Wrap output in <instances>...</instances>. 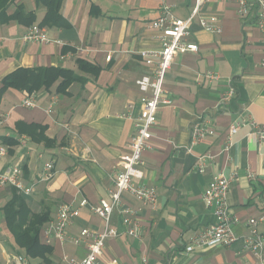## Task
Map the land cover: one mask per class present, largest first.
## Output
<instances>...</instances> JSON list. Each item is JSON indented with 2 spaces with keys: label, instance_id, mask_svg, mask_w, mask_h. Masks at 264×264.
Masks as SVG:
<instances>
[{
  "label": "crops",
  "instance_id": "1",
  "mask_svg": "<svg viewBox=\"0 0 264 264\" xmlns=\"http://www.w3.org/2000/svg\"><path fill=\"white\" fill-rule=\"evenodd\" d=\"M162 2L182 19L193 5L192 0H62L60 20L42 27L50 40L42 44L20 41L29 25L0 23V87L2 79L19 68H59L75 77L62 91L57 89L63 82L59 77L48 88L31 92L33 108L22 106L31 94L23 90L6 89L0 98V146L6 150L0 168L18 166L25 183L34 185L29 196L17 194L33 214L47 216L39 232L41 244L43 230L60 205L76 208L82 198L95 203L107 196L143 114V94L136 81L152 78L153 69L138 52L159 47L158 32L150 23ZM18 4L33 15L32 25L41 23L46 9L35 0H15L7 14ZM199 14L215 17L220 31L208 32L193 19L189 31L197 51L178 54L166 71L162 89L171 104L156 112L149 148L142 153L143 177L138 183L155 188L156 207L152 210L125 194V204L140 208L139 235H127L114 213L110 226L118 236L104 241L98 264H254L245 249L244 222L264 208V145L243 125L230 136V149L221 150L232 124L249 119L264 125V34L252 18L239 19L234 3L208 0ZM199 116L211 119L215 133L187 152ZM29 125L43 130L35 132ZM3 138L14 144L3 143ZM200 155L210 157L202 173L194 167ZM49 163L54 176L41 181ZM218 173L233 177L226 200L240 220L233 228L237 239L229 247L187 253L184 248L191 238L215 222L213 209H207L201 195ZM12 190L0 189V264H15L17 256L26 264H62V254H85L84 246L71 242L80 229H103V222L82 208L66 227L63 243L44 244L50 252L30 257L4 221L2 207Z\"/></svg>",
  "mask_w": 264,
  "mask_h": 264
},
{
  "label": "built area",
  "instance_id": "2",
  "mask_svg": "<svg viewBox=\"0 0 264 264\" xmlns=\"http://www.w3.org/2000/svg\"><path fill=\"white\" fill-rule=\"evenodd\" d=\"M208 0H192L193 5L187 18H179L173 14L171 6L166 2L161 3L159 15L150 23V28L158 32L157 40L159 47L156 49H142L138 52L141 60L146 66L153 69L152 78L144 76L136 81V84L143 94L139 102L143 108L140 117V124L135 128L132 135L129 151L120 158V166L112 183L108 189L107 196L99 199L95 203L88 202L85 198L80 199L76 208L70 204L59 206L56 218L49 222L43 230L44 244L50 245L54 241L63 243L65 240L66 227L71 221L80 215L82 208H87L92 214L103 222V229L100 231L82 228L71 238L74 246H84L85 254L75 258L67 254H62V264H98L102 255L104 241L108 238L118 236L116 229L110 226L111 218L116 213L125 227V233L129 236H138V218L140 208H132L125 204L123 196L128 194L142 205L155 209L157 203V192L154 187L141 185L138 183L143 177L141 169L142 153L149 148V141L152 137L150 129L155 125L156 112L165 105H170L171 100L162 89V82L166 71L169 69L175 56L183 52H196L197 44L191 40L189 26L193 19H198L199 25L208 32H219V27L215 24L216 18L204 17L199 14L200 8ZM234 3L237 16L240 20L252 18L257 28L264 34V0H222ZM20 41L23 43H48L47 32L39 25H31L21 35ZM213 78V75L207 74ZM151 92L150 95L145 93ZM24 108L36 106L35 93L28 94L22 100ZM124 117H129L124 115ZM210 118L199 116L190 130L191 147L208 137L214 135L215 130L210 125ZM1 125V122H0ZM248 125L259 142L264 145V125L257 124L252 120H244L229 127L228 138L226 139L221 152L226 153L232 146L230 136L241 126ZM6 155L4 147L0 146V160ZM208 155H200L196 159L195 169L197 172L204 171L203 163L209 159ZM54 176L53 164L45 165L40 176L41 181H50ZM233 177L225 176L222 173L214 174L201 195V200L206 204L207 209H213L215 222L195 234L190 242L185 246L187 253L196 248L229 247L236 241L233 231L234 226L239 223V219L230 211L226 196ZM5 187L14 188L18 194L29 196L33 192V184H26L23 172L18 166H9L6 169L0 168V189ZM247 235L245 236V249L250 251L254 258V264H264V208L256 217L245 220ZM15 264H26L21 256L14 258ZM244 264H250L246 262Z\"/></svg>",
  "mask_w": 264,
  "mask_h": 264
},
{
  "label": "trees",
  "instance_id": "3",
  "mask_svg": "<svg viewBox=\"0 0 264 264\" xmlns=\"http://www.w3.org/2000/svg\"><path fill=\"white\" fill-rule=\"evenodd\" d=\"M14 2L15 0H0V23L16 21L31 26L34 21L33 15L26 12L21 4L16 5L15 10L7 14ZM35 2L46 9L45 16L38 24L40 27L48 26L60 20L59 10L62 0H35ZM59 77L63 78V82L57 88L59 91H62L66 85L75 79L70 71L59 68H19L2 79L0 98L2 93L9 88L28 93L41 88H48ZM17 126L19 128L26 127L22 124ZM28 128L35 130V132L43 130V127L36 125H29ZM2 142L9 145L14 144L11 138H3ZM12 189L11 198L2 207L5 224L15 243L24 249L26 255L42 257L50 252L49 247L41 244L39 240L40 228L47 222V216L45 214H33L27 208L23 198L17 194L14 188Z\"/></svg>",
  "mask_w": 264,
  "mask_h": 264
}]
</instances>
